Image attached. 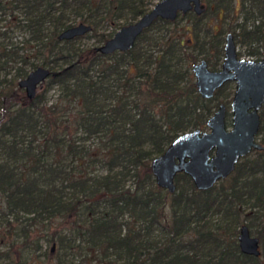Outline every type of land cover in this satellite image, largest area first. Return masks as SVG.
<instances>
[{
    "label": "trees",
    "instance_id": "obj_1",
    "mask_svg": "<svg viewBox=\"0 0 264 264\" xmlns=\"http://www.w3.org/2000/svg\"><path fill=\"white\" fill-rule=\"evenodd\" d=\"M156 1L0 0V240L12 248L20 239L18 258L28 244L40 250L37 235L45 230L56 251L44 255L46 264H71L74 257L80 264L264 262V250L255 258L237 245L245 225L264 247V181L255 179L264 172V151L251 152L207 191L177 174L169 194L149 170L178 134L204 128L217 106L226 85L204 101L190 67L200 59L219 66L220 20L243 12L252 26L239 25L238 34L257 44L250 56L261 55L264 0H210L216 22L205 17L209 0H202L200 16L184 15L189 25L176 28L180 14L172 22L157 19L132 49L109 56L75 45L80 37L57 40L83 23L102 44ZM101 27L110 30L97 32ZM37 67L50 75L44 91L27 100L17 83ZM52 87L59 95L48 104ZM256 137L264 146V108ZM8 251L0 258L13 264Z\"/></svg>",
    "mask_w": 264,
    "mask_h": 264
},
{
    "label": "water",
    "instance_id": "obj_2",
    "mask_svg": "<svg viewBox=\"0 0 264 264\" xmlns=\"http://www.w3.org/2000/svg\"><path fill=\"white\" fill-rule=\"evenodd\" d=\"M189 11L201 14V0H158L134 22L121 26L94 51L104 56L127 52L157 19L171 22L178 14ZM89 32L88 25L78 23L61 31L57 40L69 41ZM191 71L196 91L204 99L210 98L225 82H235L230 103L231 129L225 130L224 106L220 105L206 121L208 131L195 129L178 135L162 154L150 161L149 170L155 185L169 194L174 193L176 174L186 175L197 191H207L229 176L238 160L251 150H264L255 139L259 126L257 111L264 103V52L257 62L237 59L232 36L227 34L220 70L209 71L206 63L200 61ZM49 75L47 68L37 67L19 80L17 87L23 90L27 100H32L36 88ZM237 245L243 255L256 258L260 254L258 239L250 235L245 225L238 229Z\"/></svg>",
    "mask_w": 264,
    "mask_h": 264
},
{
    "label": "rangeland",
    "instance_id": "obj_3",
    "mask_svg": "<svg viewBox=\"0 0 264 264\" xmlns=\"http://www.w3.org/2000/svg\"><path fill=\"white\" fill-rule=\"evenodd\" d=\"M203 4H204V10H209V13L205 17H208L207 18L208 21L211 20V22H213L214 21V20H212L213 16L210 13L211 6H212L210 4V0L207 3H203ZM244 15L245 14L243 12H240V11L236 12V13H230L229 15H226L225 17H223V20H220V23H218V25L222 29L223 33L230 32V33L237 34V33H239L240 26L241 27L245 26V29L248 30V29L251 28L252 22L251 21L243 22L242 18H243ZM190 19H191L190 17L182 15L180 17V19L179 18L177 19L176 28L177 29H181V28L189 25L191 23ZM214 22H216V21H214ZM257 23H258L257 21L256 22L254 21L253 25H257ZM109 30H110V27H106V28L105 27H101L99 29V31H97V32L107 33V32H109ZM240 38L241 37H238L237 40H235L236 41V51H237L238 56L241 57V58H244V59H254L252 56L247 54V51L249 49V46L254 47L255 45L254 44L253 45L252 44H248V42H247L248 40H244V39H243L244 40V43H243V42L240 41L241 40ZM185 39H186V37L184 36V40ZM74 44L79 46V47H82L84 49H92V48L94 49V48H96V47L101 45L98 42V37L97 36H93L91 33H87V34L81 36ZM191 50H192V48H188L187 49V51H191ZM44 88H45V84L43 82L40 86H38L36 88V94L42 93L44 91ZM227 92L224 91L220 95L219 100L227 99L228 98ZM22 93L24 94L23 91H22ZM58 95H59V90L57 88L52 87V88L48 89L45 92V98L47 100V103L50 104L53 101H55V99L57 98ZM228 107H229V105L226 106V118H225V122H226L227 126L230 125V113H229V108ZM89 142H91V140H84L83 141L84 144H88ZM250 157L252 158L254 156L251 154ZM255 179L260 181V182L264 181V172L255 173ZM126 186H130V181H128L126 183ZM1 205L2 204H1V201H0V208H1ZM242 208L244 209V212L249 213L248 212L249 205H247V204L243 205ZM255 211H257V210H255ZM22 223H24V222H22ZM25 224L26 223L21 224V226H24ZM241 224H246V222L242 221ZM15 227H16V225H15ZM39 229L41 230L40 226H39ZM250 234L252 236L256 237L255 230H253ZM37 236H39V244H40V247H41L40 250H34V245L32 243L28 244L27 247L24 249L25 253L22 254L23 256L21 258L20 257L18 258V254H16V251H17V248H21L22 247L21 240L18 239V241L13 245L12 248L9 246L8 242H2L0 240V253L6 252L9 249L8 252H10L9 254L12 257V260H13L12 263L13 264H32L33 261L31 260V257L33 258V260L37 259L38 262L46 264L47 260L44 257V255L45 254L49 255V254L56 253L55 248H54L55 246L53 247L52 243L47 242L48 233L46 234L45 230L40 231V233ZM259 250L261 252L264 250V247H262V245H260V244H259ZM79 259H80L79 257H74V259L72 260L71 264H80L79 263ZM51 261L54 262L55 259H52ZM93 263L94 262H92L91 264H93ZM259 263L260 264H264L263 257H261V259H259ZM0 264H6V262L2 261L1 258H0Z\"/></svg>",
    "mask_w": 264,
    "mask_h": 264
},
{
    "label": "flooded vegetation",
    "instance_id": "obj_4",
    "mask_svg": "<svg viewBox=\"0 0 264 264\" xmlns=\"http://www.w3.org/2000/svg\"><path fill=\"white\" fill-rule=\"evenodd\" d=\"M201 2H202V0H201ZM202 4V3H201ZM189 12H191V13H193L192 11H189ZM189 12H187V13H189ZM202 12H203V6H202ZM202 12H201V14H202ZM194 14V13H193ZM201 14H199V15H196V16H200ZM180 15H182V14H180ZM183 15H185V14H183ZM195 15V14H194ZM177 17V16H176ZM174 21V20H173ZM172 22V21H171ZM227 34H230L231 36H232V40H233V43H234V45H235V52H236V57H237V59H244V58H241V57H239L238 56V54H237V51H236V41L235 40H237V38L238 37H241V36H239V34L237 33V34H235V33H230V32H227V33H223V35H222V59H223V45H224V43H225V37H226V35ZM241 40V42H243L244 43V40H247L245 37H241L240 38ZM244 39V40H243ZM248 42V44H252V43H250V41L248 40L247 41ZM253 45V44H252ZM255 46L254 47H251V46H249V49H248V51H247V54H248V52L250 51V50H252V49H256L257 48V44H254ZM259 51H261V55L260 56H258L257 54H255V56H252L254 59H244V60H253V61H259L261 58H262V55H263V52H264V48L261 50L260 48L258 49ZM249 55V54H248ZM257 57H258V59H257ZM222 59H221V62H220V64H219V66H217L215 69H212V68H210L208 65H207V63H206V61L205 60H203V59H200V60H198V61H196L191 67H190V73H191V77L193 78V85H194V82H195V78H194V76H193V73H192V71H191V69H192V67L195 65V64H197V63H199L200 61H204L205 63H206V65H207V68H208V70L209 71H212V72H216V71H219L220 70V68H221V63H222ZM226 85V86H225ZM225 86V87H224ZM224 87V88H223ZM194 88H195V85H194ZM221 88H223L222 90H221V92L219 93V95H217V97H216V100L213 102V103H215L216 102V104H217V106H216V108H214L213 110H212V112H211V114L208 116V118L210 117V116H212L213 115V113L218 109V107L220 106V105H223L224 106V127H225V130H227V131H229L230 129H231V117H232V115H231V110H230V103H231V100H232V96H233V94H234V89H235V82H233V81H227V82H225L223 85H221L218 89H216L215 91H214V93H213V95L210 97V98H208V99H204V98H201L200 97V95L197 93V91H196V88H195V93L202 99V100H204V101H208V100H212L213 99V97L215 96V94L217 93V91L218 90H220ZM224 91H228L227 92V95H228V98L227 99H223V100H219V97H220V95L224 92ZM227 105H229V113H230V125L229 126H227L226 125V122H225V118H226V106ZM263 108H264V103L261 105V107L259 108V110L257 111V114H258V116H259V126H260V112L263 110ZM207 118V119H208ZM207 119H206V121H207ZM206 121H205V124H204V128H195V129H199V130H201V132H204V131H208V129L206 128ZM259 126H258V130H259ZM195 129H192V130H195ZM188 131H191V130H188ZM185 132H187V131H185ZM185 132H183V133H185ZM257 133H258V131H257ZM180 134H182V133H180ZM180 134H178V135H180ZM177 135V136H178ZM176 136V137H177ZM256 136H257V134H256ZM175 139V138H174ZM255 139H256V142L258 143V144H260V142H259V140L257 139V137H255ZM262 147H264L262 144H260ZM169 146V145H168ZM167 146V147H168ZM166 147V148H167ZM253 151H256V150H251L246 156H248L249 154H251V152H253ZM260 151H264V150H260ZM246 156H244L243 158H245ZM243 158H241V159H239L238 160V162H240ZM237 162V163H238ZM237 163L235 164V167H236V165H237ZM234 170H235V168H234ZM233 170V171H234ZM233 173V172H232ZM232 173H230V174H232ZM229 174V175H230ZM177 175V174H176ZM228 177V176H227ZM226 177V178H227ZM220 181V180H219ZM218 182V181H217ZM216 182V183H217ZM242 226V225H241ZM240 228V227H239Z\"/></svg>",
    "mask_w": 264,
    "mask_h": 264
}]
</instances>
